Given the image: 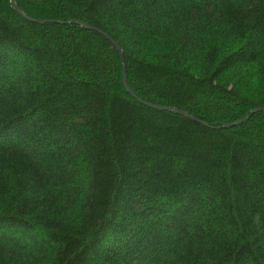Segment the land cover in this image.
<instances>
[{"label":"trees","instance_id":"trees-1","mask_svg":"<svg viewBox=\"0 0 264 264\" xmlns=\"http://www.w3.org/2000/svg\"><path fill=\"white\" fill-rule=\"evenodd\" d=\"M15 2L0 264H264V0Z\"/></svg>","mask_w":264,"mask_h":264},{"label":"water","instance_id":"water-1","mask_svg":"<svg viewBox=\"0 0 264 264\" xmlns=\"http://www.w3.org/2000/svg\"><path fill=\"white\" fill-rule=\"evenodd\" d=\"M10 4L12 5V8H13V11L18 15L20 16L21 18H24L28 21H32V20H29L26 16L23 15V13L20 11V9L18 8L15 0H10ZM35 23H38V24H44V23H48V22H42V21H33ZM82 28L84 29H89V30H92L89 26L85 25V24H79ZM116 49L119 51V54H120V57H121V60H122V63L124 65V60H123V53L120 51V49L115 46ZM122 86L124 88V90L126 91L127 94H129L131 97H133L134 99L135 96L131 93V91L129 90L128 86H127V83H126V70L124 69L123 70V74H122ZM137 100V99H136ZM139 101V100H137ZM140 102V101H139ZM151 108L153 109H157L159 111H170V112H173V113H176L177 115L179 116H182L186 119H189L191 121H194V122H198V123H201L200 121H198L197 119H195L194 117H191L189 114L183 112V111H179V110H176V109H170V108H160V107H154V106H150ZM259 111H264V109H255L253 111H251V113L242 121H239V122H236V123H233L232 125H227V126H224V127H221V129H226V128H230V127H234V126H240L242 125L243 123H245L250 117L251 115H253L254 113H257ZM203 124V123H202ZM205 125V124H204Z\"/></svg>","mask_w":264,"mask_h":264},{"label":"rangeland","instance_id":"rangeland-1","mask_svg":"<svg viewBox=\"0 0 264 264\" xmlns=\"http://www.w3.org/2000/svg\"><path fill=\"white\" fill-rule=\"evenodd\" d=\"M257 109H260V108H257ZM254 110H255V109H254ZM259 112H261V111H259ZM254 114H255V113H254ZM254 114H253V115H254ZM251 116H252V115H251ZM260 118H261V117H260ZM249 119H250V118H249ZM245 123H246V122H245ZM259 123H261V124L264 125V122L261 121V120L258 121V124H259ZM232 124H233V123H231V124L221 125L220 128H221V127H224V126H227V125H232ZM243 124H244V123H243ZM243 124H242V125H243ZM234 127H237V126H234ZM234 127L226 128V129H224V130H230V129H233Z\"/></svg>","mask_w":264,"mask_h":264}]
</instances>
